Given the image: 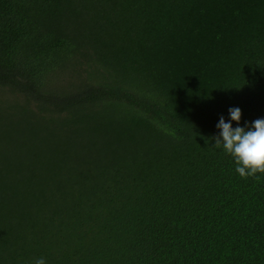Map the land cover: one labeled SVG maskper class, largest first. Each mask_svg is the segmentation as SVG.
Listing matches in <instances>:
<instances>
[{"label": "trees", "instance_id": "1", "mask_svg": "<svg viewBox=\"0 0 264 264\" xmlns=\"http://www.w3.org/2000/svg\"><path fill=\"white\" fill-rule=\"evenodd\" d=\"M232 107L264 118V0H0V264H264Z\"/></svg>", "mask_w": 264, "mask_h": 264}, {"label": "clouds", "instance_id": "2", "mask_svg": "<svg viewBox=\"0 0 264 264\" xmlns=\"http://www.w3.org/2000/svg\"><path fill=\"white\" fill-rule=\"evenodd\" d=\"M242 109H229L230 120L221 116L217 124L219 135L213 137L215 148H222L235 162V171L243 179L256 177L264 173V118L256 119L246 127L239 126L242 120ZM231 121L238 126L233 127ZM32 264H47L43 256L33 259Z\"/></svg>", "mask_w": 264, "mask_h": 264}]
</instances>
